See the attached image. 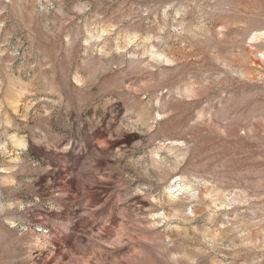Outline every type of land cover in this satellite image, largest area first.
Here are the masks:
<instances>
[{
  "label": "rangeland",
  "instance_id": "374dc122",
  "mask_svg": "<svg viewBox=\"0 0 264 264\" xmlns=\"http://www.w3.org/2000/svg\"><path fill=\"white\" fill-rule=\"evenodd\" d=\"M0 264H264V0H0Z\"/></svg>",
  "mask_w": 264,
  "mask_h": 264
}]
</instances>
